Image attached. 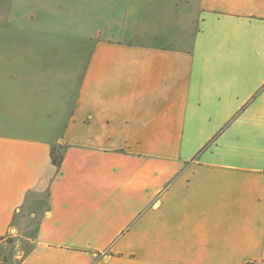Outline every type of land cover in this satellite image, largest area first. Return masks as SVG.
Returning <instances> with one entry per match:
<instances>
[{
  "label": "crops",
  "instance_id": "obj_1",
  "mask_svg": "<svg viewBox=\"0 0 264 264\" xmlns=\"http://www.w3.org/2000/svg\"><path fill=\"white\" fill-rule=\"evenodd\" d=\"M5 10L0 100L45 124L0 132V264L264 262V0Z\"/></svg>",
  "mask_w": 264,
  "mask_h": 264
},
{
  "label": "rangeland",
  "instance_id": "obj_2",
  "mask_svg": "<svg viewBox=\"0 0 264 264\" xmlns=\"http://www.w3.org/2000/svg\"><path fill=\"white\" fill-rule=\"evenodd\" d=\"M5 5L6 0H0V6H2V9H0V17L2 18L6 13ZM189 7L192 11L193 5H190ZM188 21L193 23V18H189ZM190 28L192 36L194 34V25H191ZM184 30L186 31V28ZM33 92L36 93L35 97L34 94H28V91H23V89H19L16 87L10 92L9 98L7 99L9 100L8 102L12 104L11 106L5 107L0 100V132L30 136H37L41 133L36 127H41L39 129H43L45 122L37 120V117L35 116H29L26 111H23L21 105L18 106V103H20L23 99L34 101L36 102V104L45 101V99L42 98L44 95L43 93H45L43 90L36 89V91L34 90ZM3 120H6L8 122H3ZM25 225L26 230L30 232H33L35 230L34 220L25 222ZM24 235L27 234L24 233Z\"/></svg>",
  "mask_w": 264,
  "mask_h": 264
},
{
  "label": "trees",
  "instance_id": "obj_3",
  "mask_svg": "<svg viewBox=\"0 0 264 264\" xmlns=\"http://www.w3.org/2000/svg\"><path fill=\"white\" fill-rule=\"evenodd\" d=\"M60 150H61V147H59L58 149L54 147L52 149V153H51L53 164L56 167H60L62 165V162H63V157L64 156H63V153H61ZM248 264H264V262H262V263L253 262V263H248Z\"/></svg>",
  "mask_w": 264,
  "mask_h": 264
}]
</instances>
